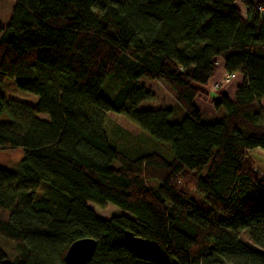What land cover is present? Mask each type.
Here are the masks:
<instances>
[{
	"label": "trees",
	"instance_id": "1",
	"mask_svg": "<svg viewBox=\"0 0 264 264\" xmlns=\"http://www.w3.org/2000/svg\"><path fill=\"white\" fill-rule=\"evenodd\" d=\"M220 62L241 77L232 99L205 90ZM6 77L39 101L0 95V150L23 152L0 167V242L14 251L0 245V264H64L81 239L96 242L87 264H264V175L250 155L264 152V2L15 0L0 24ZM142 80L180 112L141 111L153 99ZM107 113L171 159L109 145ZM88 204L127 215L99 219Z\"/></svg>",
	"mask_w": 264,
	"mask_h": 264
},
{
	"label": "rangeland",
	"instance_id": "2",
	"mask_svg": "<svg viewBox=\"0 0 264 264\" xmlns=\"http://www.w3.org/2000/svg\"><path fill=\"white\" fill-rule=\"evenodd\" d=\"M14 5L15 0H0L1 25H7ZM23 75L25 77L31 78L37 77L36 71L23 72ZM142 82L145 90L149 91L153 95V99L142 102L138 107L141 111L157 110L164 108L174 109L175 112H180V109L176 104L171 91L164 84L148 80H142ZM210 93L214 95L213 91ZM0 95L6 101H16L31 106H36L39 101V98L36 96L18 91L15 88L14 80L11 77H6L3 79V82L0 85ZM199 104L200 103L198 100L196 105ZM260 104L262 109H264V98L261 99ZM201 109L203 108L201 107ZM179 119L180 117H177L173 121H178ZM102 128L105 133H103L104 137L108 141L109 145L119 151H126L125 148L123 149V147L120 145L125 144V147H127V149L131 152L135 151L134 153H139L140 151H142V149H144L143 152H157L161 156L167 159H171L167 144L160 143L151 139L147 134L142 132L133 124L129 123L122 116L115 115L112 113L104 114ZM250 155L256 165L264 168L263 151L254 150ZM22 158L23 152L21 150H0V167L5 169H14ZM191 197L195 201L199 209L201 206L207 209V206L203 203V200L200 195L193 192ZM88 207L96 217L103 220L109 219L113 216L127 215L111 205H105V207L102 209L97 208L96 206H93L91 204H88ZM0 245L3 247L9 257H12L14 255V251L12 250L11 245L2 241L0 242Z\"/></svg>",
	"mask_w": 264,
	"mask_h": 264
},
{
	"label": "water",
	"instance_id": "3",
	"mask_svg": "<svg viewBox=\"0 0 264 264\" xmlns=\"http://www.w3.org/2000/svg\"><path fill=\"white\" fill-rule=\"evenodd\" d=\"M96 249V242L92 239H81L70 244L66 250L64 264H87Z\"/></svg>",
	"mask_w": 264,
	"mask_h": 264
},
{
	"label": "crops",
	"instance_id": "4",
	"mask_svg": "<svg viewBox=\"0 0 264 264\" xmlns=\"http://www.w3.org/2000/svg\"><path fill=\"white\" fill-rule=\"evenodd\" d=\"M254 1L264 2V0H254ZM223 74H224V71L222 69V64L220 62V68H218L217 74L215 75V77L213 79H217L215 81H219L220 78L223 76ZM240 81H241V77L238 76V78H236V80L230 81L228 84L222 86L220 88V90H218L216 92L212 90V84L213 83L210 84L208 82L205 90L208 91V92H212L213 91L214 93L222 91L228 98L232 99L234 91H235V88H236L237 85H239ZM199 103L202 105V108H203V109L200 108V110L206 112L207 115H210V116L214 114L213 109L208 104H206V103H204L202 101H199ZM256 167L264 175V168L263 167H259L258 165H256Z\"/></svg>",
	"mask_w": 264,
	"mask_h": 264
},
{
	"label": "built area",
	"instance_id": "5",
	"mask_svg": "<svg viewBox=\"0 0 264 264\" xmlns=\"http://www.w3.org/2000/svg\"><path fill=\"white\" fill-rule=\"evenodd\" d=\"M254 1V0H253ZM259 11H261L260 8H258ZM236 78H238V76L236 74H231V75H227V74H223V76L220 78L219 81H215L212 84V90L213 91H217L219 90L222 86L228 84L230 81H234L236 80ZM255 171L257 173H259L260 175H263L258 169H255Z\"/></svg>",
	"mask_w": 264,
	"mask_h": 264
},
{
	"label": "bare ground",
	"instance_id": "6",
	"mask_svg": "<svg viewBox=\"0 0 264 264\" xmlns=\"http://www.w3.org/2000/svg\"><path fill=\"white\" fill-rule=\"evenodd\" d=\"M237 6L239 7V8H241V6L239 5V4H237ZM218 68H220V64L218 65ZM215 80H217V79H212L209 83L210 84H212V83H214L215 82ZM197 104V103H196ZM196 107L199 109V108H201L202 107V105L201 104H199V105H196Z\"/></svg>",
	"mask_w": 264,
	"mask_h": 264
}]
</instances>
